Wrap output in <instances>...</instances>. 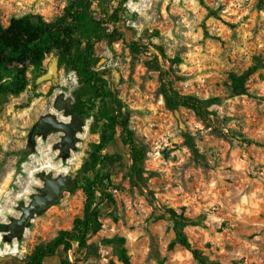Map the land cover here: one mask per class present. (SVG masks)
Here are the masks:
<instances>
[{"label": "rangeland", "instance_id": "374dc122", "mask_svg": "<svg viewBox=\"0 0 264 264\" xmlns=\"http://www.w3.org/2000/svg\"><path fill=\"white\" fill-rule=\"evenodd\" d=\"M117 3L109 0L106 7ZM67 4L0 0V22L7 26L13 16L27 13L51 21ZM103 8L97 1L92 4L97 17L104 16ZM117 27L127 41L147 44L149 52L134 55L122 40L111 45L102 40L96 45L98 65L110 90L126 104L130 126L136 140L146 145L147 158L132 177L129 149L119 137L108 146L113 158L103 169L112 174L114 201L101 206L102 228L90 236L87 248L59 250L45 264H62L65 258L75 264H124L117 244L105 242L113 237L124 238L129 264H200L178 242L168 215L155 212L154 206L183 209L201 220L186 232L210 262L264 264V146L243 141L264 144V100L231 89L232 73L254 68L245 84L256 96H264V0H127ZM154 56L166 69L171 58H181L173 64L181 77L174 85L181 92L220 98L214 110L221 131L190 109L176 112L165 105L159 72L148 63ZM53 57L45 60L46 71ZM28 76L27 90L0 104V264H21L36 245L71 227L85 200L81 189L71 190L73 179L88 174L84 164L99 140L92 117H79L77 143L68 155L58 148L63 131L34 134L42 116H63L56 105L68 98L73 103L80 85L74 72L59 67L56 83H37L36 78V91L43 95L22 107L34 94L32 67ZM186 134L193 137L200 158L187 145ZM44 175H70L72 182L25 228L5 232L6 224L21 217V205L41 193Z\"/></svg>", "mask_w": 264, "mask_h": 264}, {"label": "trees", "instance_id": "16d2710c", "mask_svg": "<svg viewBox=\"0 0 264 264\" xmlns=\"http://www.w3.org/2000/svg\"><path fill=\"white\" fill-rule=\"evenodd\" d=\"M96 1L104 6L103 17H97L92 9V4ZM108 1L68 0L64 13L51 21H47L41 14L27 13L13 16L7 26L0 22V104L27 90L31 84L28 76L31 67L35 75L32 82L34 94L22 107H28L33 98L43 95L36 91V78L46 72L44 63L47 57L54 55L58 57L59 67H63L66 72H74L80 85L75 91L76 98L69 107V113L80 118L92 117L94 125L99 128V140L92 144L89 162L84 164L88 174L74 178L71 188L72 191L81 189L84 193L82 213L74 218L70 228L62 229L51 240L36 245L33 251L22 259L21 264H45V260L57 255L59 250L68 252L74 248L83 249L89 246L90 236L103 226L102 204L105 201H114L110 190L115 187L112 174L103 167L113 158L107 148L117 137L129 149L130 176L140 173L147 158L146 145L136 140L135 132L130 126V113L126 104L110 90L107 78L99 69L101 58L97 54L96 45L102 40H107L110 45L122 40L134 55L148 53L149 46L137 41H127L117 27L127 0H117V5L111 9L106 7ZM110 24L112 28L108 26ZM180 62L179 57L171 58L172 65L168 69L162 65L158 56L148 62L152 69L159 72L160 90L165 105L171 110L181 107L190 109L206 125L221 131L216 126L214 110V106L221 101L219 97L204 98L192 93L186 94L175 87V80L181 77L175 74L173 64ZM253 71L254 68H249L242 74L232 73V92L264 100V96H256L245 84ZM185 141L193 155L197 159L200 158L193 137L186 134ZM243 141L264 146L261 142L249 138ZM154 207L155 212L163 211L168 215L178 242L194 259L200 264H222L210 262L203 252L193 245L186 232L187 226L199 224L201 220L186 215L183 209ZM41 211L42 209L37 212ZM0 227H3V224L0 223ZM105 242L116 243L120 259L124 264H129V256L123 244L124 238H107ZM62 264L75 263L65 258L62 259Z\"/></svg>", "mask_w": 264, "mask_h": 264}, {"label": "water", "instance_id": "95a60500", "mask_svg": "<svg viewBox=\"0 0 264 264\" xmlns=\"http://www.w3.org/2000/svg\"><path fill=\"white\" fill-rule=\"evenodd\" d=\"M101 62V61H100ZM99 62V64H100ZM59 80V64L58 57L54 56L48 70L38 77L37 83L45 81H53L56 83ZM59 109V112H62ZM179 112V110H176ZM64 117L67 114H63ZM79 118L77 116L72 117V121H76ZM72 121H66L58 117L57 112L46 114L42 116L35 127L39 128V133L42 135H49L53 132L63 131L66 133L63 140L59 143V147H65L66 145H75L77 143V134L79 130L75 128ZM81 124V122H80ZM69 153H67L68 155ZM44 186L42 187V193L33 194L31 202L26 205H21L22 215L19 218L14 219L10 224L17 228H25L32 217L37 213L38 210L47 208L58 201L63 191L72 182V176L60 175L57 177L43 176ZM10 224L5 225V232L9 231ZM13 234V233H11Z\"/></svg>", "mask_w": 264, "mask_h": 264}, {"label": "flooded vegetation", "instance_id": "af4514ba", "mask_svg": "<svg viewBox=\"0 0 264 264\" xmlns=\"http://www.w3.org/2000/svg\"><path fill=\"white\" fill-rule=\"evenodd\" d=\"M71 100L68 98V99H66L65 100V102L62 104V105H56L58 108H60V109H62L63 108V113L64 114H67V116H66V118H69L68 119V121H72V117L73 116H77V115H73V114H70L69 113V107H70V105L72 104L71 102H70ZM64 117V116H63ZM78 117V116H77ZM79 118V117H78ZM73 122V121H72ZM80 122H81V120H80V118L78 119V120H76V121H74L73 122V125L75 126V128H77L78 130H79V128H80ZM40 131H39V128L38 127H34V130H33V133L34 134H36V133H39ZM65 135H66V133L64 132V136H63V138L65 137ZM77 137H78V134H77ZM77 137H76V139H77ZM63 138H62V140H63ZM61 140V141H62ZM60 141V142H61ZM59 142V143H60ZM59 143H58V146H59ZM59 148V150H60V153H65V154H67V151L68 150H70L71 149V145H66L65 147H58ZM41 193L43 194V192H42V190H41ZM15 229H17V227H15V226H12L11 224H10V226H9V231H10V233H14V232H12V231H14Z\"/></svg>", "mask_w": 264, "mask_h": 264}, {"label": "bare ground", "instance_id": "6f19581e", "mask_svg": "<svg viewBox=\"0 0 264 264\" xmlns=\"http://www.w3.org/2000/svg\"><path fill=\"white\" fill-rule=\"evenodd\" d=\"M58 117H60L61 119H65L63 116H60V115Z\"/></svg>", "mask_w": 264, "mask_h": 264}]
</instances>
